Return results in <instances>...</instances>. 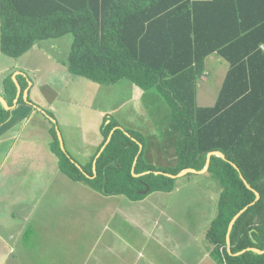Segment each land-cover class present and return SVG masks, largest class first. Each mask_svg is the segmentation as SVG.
<instances>
[{"label":"trees","instance_id":"16d2710c","mask_svg":"<svg viewBox=\"0 0 264 264\" xmlns=\"http://www.w3.org/2000/svg\"><path fill=\"white\" fill-rule=\"evenodd\" d=\"M68 34L72 75L100 84L128 79L143 91L157 88L179 137L177 164L157 168L143 159V136L106 115L98 153L78 167L61 151L54 125L60 170L103 196L139 202L151 193L172 192L177 178L170 175L201 172L214 153L207 172L222 191L207 231L212 256L219 264H264V0H0L4 55L19 59L36 42ZM214 53L230 60L232 69L216 104L199 107L197 83ZM6 88L11 106L17 87L11 82ZM9 115L0 102V126ZM245 208L233 226L229 253V225Z\"/></svg>","mask_w":264,"mask_h":264},{"label":"rangeland","instance_id":"374dc122","mask_svg":"<svg viewBox=\"0 0 264 264\" xmlns=\"http://www.w3.org/2000/svg\"><path fill=\"white\" fill-rule=\"evenodd\" d=\"M72 42L73 36L68 34L41 42L39 51L28 52L18 60L6 57L10 61V74L4 80L0 76V81L16 83L12 74L21 69L23 73L16 75L18 83H29L28 77L37 85L36 89L44 98L42 104L48 106L44 107L45 111L56 118L69 153L79 166H84L81 164L85 162L81 152L76 154L75 151L96 150L102 138L104 118L98 110H112L119 100H125L128 103L122 110L109 113L110 116L115 117L124 129L140 134L148 143L153 142L150 146L158 154L155 160L159 168L174 167L176 161L173 164L166 152L160 153L159 143H156L160 141L157 137L167 135L171 143L168 154H176L179 131L164 114L169 107L159 90L152 88L140 101L132 102L134 93L128 79L100 84L72 75L68 70ZM211 84L214 100L220 87L218 83ZM70 96L75 100L71 101ZM199 101L204 107L215 103L204 102L200 97ZM147 108L150 113L145 114ZM66 126L74 134L67 135ZM177 180L179 192L174 193V189L172 193H151L139 203L124 196L106 197L95 192L93 216L89 214L94 227L87 231V234L93 232L94 239L86 237L84 227L79 223L77 233L66 235L61 232L58 238L62 240L61 247L34 249L33 257L40 256L45 262L30 264H199L207 248L212 246L214 249L207 231L217 215L222 188L210 172L191 173ZM37 250L42 251L41 255L35 254Z\"/></svg>","mask_w":264,"mask_h":264},{"label":"crops","instance_id":"0c3cea01","mask_svg":"<svg viewBox=\"0 0 264 264\" xmlns=\"http://www.w3.org/2000/svg\"><path fill=\"white\" fill-rule=\"evenodd\" d=\"M41 42L43 41L36 42L29 53L39 51ZM261 50L264 52V45L261 46ZM6 57L8 56L4 55L0 49V76H3L2 80L8 73L10 74V61L5 59ZM254 66L257 70L262 69L255 64H253V69ZM231 67L230 60L218 53L211 54L205 59V72L198 81L196 89V102L199 107H204L201 106L199 97L204 102H215L214 105L216 104L227 73L232 69ZM35 70L37 71L38 68ZM212 72L214 73L213 76H211ZM21 73H23L22 70L17 69L12 74L16 81L17 93L11 106L8 105L10 96L6 83L0 81V102L10 111L8 120L0 126V264L45 262L40 256L33 257L32 251L42 249V247L51 249L61 247L62 240H58L61 232L63 231L66 235L72 232L77 233L79 226H81L79 223L83 225L81 227H84L86 237L89 240L94 239L93 232L87 234V231L89 228L93 230L94 227V222L89 221V214L90 217L93 216L94 198L97 192L83 183L73 181L60 170V159L54 147V136L52 135L54 125L58 140L61 137L64 143L65 152L60 145L61 151L72 159L74 158L69 153L56 118L46 114L44 107L48 108V106L42 104L44 98L41 96L40 90L36 89L37 85L26 75L29 83H23L24 87L22 83H18L16 80V75ZM211 83H218L220 87L214 100L211 97V88H213ZM132 88L135 94L130 99L132 102L140 101L147 92L140 90L134 84H132ZM21 96L23 102L19 103ZM70 99L71 101L75 100L73 96H70ZM127 103L128 101L119 100V103L112 110L110 108L98 110V114L104 118L106 115H111L109 113H119ZM148 112L150 113L149 108L144 111L145 114ZM164 114L169 119L171 118L170 109H165ZM114 119L117 121L115 117ZM117 123L124 128L121 123L118 121ZM68 129H70L69 126H66L67 135L74 134ZM172 132L170 130V133ZM101 136L96 150L75 151L76 154L81 152V158L85 162L81 165H88L98 153L104 140L102 133ZM157 139L160 140L159 142L156 141L159 143L158 151L160 153L166 152L168 160L172 163L175 162L177 160L176 154H168L171 152L168 136L157 137ZM152 143H148V140L144 139V147L141 149L143 150V159L147 164L159 168L156 163L158 154H155L151 148ZM205 173L193 174L202 175ZM186 176L188 175L180 178ZM173 192H179V187L175 186ZM103 222L104 218H102ZM204 228L206 231V227ZM207 249L199 264H204L208 260H210L208 264H219L212 256V246ZM41 253V250H37L35 254L41 255ZM173 256L178 258V255L173 254Z\"/></svg>","mask_w":264,"mask_h":264},{"label":"water","instance_id":"95a60500","mask_svg":"<svg viewBox=\"0 0 264 264\" xmlns=\"http://www.w3.org/2000/svg\"><path fill=\"white\" fill-rule=\"evenodd\" d=\"M112 135H113V133H111V136L109 137V139H108V141H107V143H106V145L110 142V140H111V138H112ZM60 145H61V148H62V150L65 152V148H64V143H63V140H62V138L60 137ZM106 145H104L103 146V148L101 149V152L105 149V146ZM140 147H141V149H142V146L140 145ZM218 155H220L222 158H224V155H222L221 153H217ZM212 155H214V153H210L209 155H208V160H207V164H206V167L201 171V172H197V173H205V172H207L208 171V168H209V166H210V161H211V156ZM136 161H137V158H136ZM136 161H135V163H134V168H133V170H132V172L134 173V171H135V164H136ZM96 164V162H94V165ZM78 167H80L79 165H77ZM196 173V171H194V170H185V171H183L182 173H180L178 176H184V175H186L187 173ZM170 177H173L174 178V176H171L170 175ZM249 187V186H248ZM250 188V187H249ZM149 191V188H147V190L145 191V192H143V194H146L147 192ZM256 196H257V199H256V201H258L259 199H260V195L258 194V193H256ZM247 210V208H245L244 210H242L240 213H238L235 217H234V219L231 221V223H230V225H229V229H228V233H227V237H226V242H227V247H228V251H229V253L231 252V232H232V229H233V226H234V224H235V222H236V220L245 212ZM251 250H253V251H255V252H258L259 253V251L257 250V249H251Z\"/></svg>","mask_w":264,"mask_h":264},{"label":"bare ground","instance_id":"6f19581e","mask_svg":"<svg viewBox=\"0 0 264 264\" xmlns=\"http://www.w3.org/2000/svg\"><path fill=\"white\" fill-rule=\"evenodd\" d=\"M106 145V144H105ZM106 147V146H105ZM143 148V147H142ZM101 153V152H100ZM100 156V154L98 155V157ZM94 162H96V161H94ZM95 166V165H94ZM206 167V166H205ZM182 173V172H181ZM197 173V172H196ZM179 175V174H178ZM174 176V178H180L181 176ZM171 176H173V175H171Z\"/></svg>","mask_w":264,"mask_h":264}]
</instances>
